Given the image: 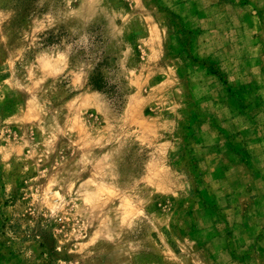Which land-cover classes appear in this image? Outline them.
Listing matches in <instances>:
<instances>
[{
  "label": "rangeland",
  "instance_id": "1",
  "mask_svg": "<svg viewBox=\"0 0 264 264\" xmlns=\"http://www.w3.org/2000/svg\"><path fill=\"white\" fill-rule=\"evenodd\" d=\"M216 1L0 0V264H264V6Z\"/></svg>",
  "mask_w": 264,
  "mask_h": 264
},
{
  "label": "crops",
  "instance_id": "2",
  "mask_svg": "<svg viewBox=\"0 0 264 264\" xmlns=\"http://www.w3.org/2000/svg\"><path fill=\"white\" fill-rule=\"evenodd\" d=\"M234 4L236 3H241V5H239L238 7L241 9V11L243 12V15H245V17H239L237 19L238 24L241 27L244 28H251L250 25L255 24L256 22L260 23V16L262 15L261 12V8L262 6H264V0H232ZM216 5L219 6V0L216 1ZM258 15V16H257ZM253 21V23H251ZM256 49V48H255ZM253 49V50H255ZM244 54H240L237 57V61H241V57ZM259 58L257 57L255 60H258ZM234 73V70H233ZM250 74L252 75V77H256L258 74L255 73V71L250 72ZM229 72H227V70L225 69V67L222 66V61L218 58H216V77L220 80H222L224 86H226L227 90H236L239 86V84H241L240 80H236V78H240V77H246L249 78V75H246V73L242 74V75H235L234 76ZM233 78V80H232ZM246 83H248L247 81H245ZM225 144V143H224ZM7 148V147H6ZM220 148V146L218 145V136L216 135V159L218 157V149ZM235 156V155H234ZM264 156V151L261 150L258 151V153L255 156H251V157H260L263 158ZM236 157V156H235ZM217 161V160H216ZM218 167H217V163H216V203H217V199H219V192H218V185L219 183L222 184V186H224L225 184H228L229 181V173L227 172L225 175L223 173H219L217 171ZM240 174H244L243 178H241V182H250V185H241L242 187H245L246 189L249 188L251 191H255L256 193H252V199L249 201V212L253 215V214H260V220H257L256 222H258L259 224L255 223V225H259V232L262 234V238L264 239V163L261 162L259 166L254 165L252 167H250V169L247 171L245 169V171H240ZM230 191V189L228 190ZM230 194V193H229ZM217 220L218 217L216 216V237L219 236L218 234V228H217ZM254 222V220L252 221ZM258 233V234H260ZM253 238V234L251 235Z\"/></svg>",
  "mask_w": 264,
  "mask_h": 264
},
{
  "label": "trees",
  "instance_id": "3",
  "mask_svg": "<svg viewBox=\"0 0 264 264\" xmlns=\"http://www.w3.org/2000/svg\"><path fill=\"white\" fill-rule=\"evenodd\" d=\"M13 1L15 2L16 6L21 7L27 13H29L33 7L37 8V5L35 4L37 3V0H13ZM60 40H61L60 36H57L54 32H50L49 38L45 39L43 43L50 45V44L58 43L60 42ZM90 83L94 88L98 90L110 91L109 89L110 84L108 83V81L105 80L104 75L102 74V72L98 67H96L92 72V75L90 77ZM112 92H115L117 96H121L120 93L121 91L116 86L114 87Z\"/></svg>",
  "mask_w": 264,
  "mask_h": 264
}]
</instances>
